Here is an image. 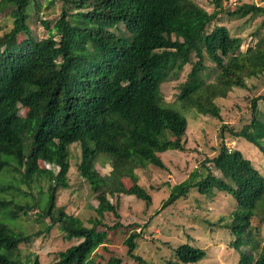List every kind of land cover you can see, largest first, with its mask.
Listing matches in <instances>:
<instances>
[{
    "label": "trees",
    "instance_id": "16d2710c",
    "mask_svg": "<svg viewBox=\"0 0 264 264\" xmlns=\"http://www.w3.org/2000/svg\"><path fill=\"white\" fill-rule=\"evenodd\" d=\"M224 1L228 0H211L209 13L194 0H47L48 5L60 2L63 9L51 27L39 20L48 35L38 39L29 22L33 15L38 17L40 3L0 0V13L8 10L12 18L11 29L0 36V173L13 164L8 170L12 181L0 186V193L12 197L0 199V215L15 222L34 211L36 222L49 221L45 233L57 226L65 241L76 240L57 253L54 264H97L94 252L122 241L129 229L118 221L104 222L105 215L120 218L111 199L126 195L147 207L152 204L151 195L138 184L136 170L149 166L164 170L161 154L185 150L184 113L219 119L217 99L233 89H249V79L264 80V34L252 33L256 42L241 51L243 39L216 25L224 14L248 17L247 22L263 17V27L264 6L242 3L230 11ZM205 57L214 65L212 82L206 81L212 73ZM185 66L190 70L175 101L166 103L161 85L177 80ZM258 101L264 103V94L251 101V122L229 132L264 156V122L254 116ZM21 108L26 109L24 116L19 114ZM40 161L58 171L39 167ZM98 165H108L109 173L102 175ZM72 166L97 201L96 207L91 206L97 216L87 224L68 213L66 206L56 205L58 192L68 188ZM124 178L131 182L128 188ZM41 179L47 189L34 196L32 186ZM192 189L205 196L212 191L226 193L235 200L227 218L206 224L233 236L230 245L238 257L234 264H264V241L260 245L254 239L258 227H251L253 218L264 221V176L251 161L239 150L219 144L214 157L171 187L159 210L186 199ZM41 232L29 234L0 221V264H41L37 255L22 256L20 248ZM138 239L140 234L130 231L123 239L129 260L111 256L107 264H146L141 254H134ZM167 239L164 235L162 240ZM188 242L176 238L174 243H163L167 256L160 263L202 261L206 250Z\"/></svg>",
    "mask_w": 264,
    "mask_h": 264
},
{
    "label": "rangeland",
    "instance_id": "374dc122",
    "mask_svg": "<svg viewBox=\"0 0 264 264\" xmlns=\"http://www.w3.org/2000/svg\"><path fill=\"white\" fill-rule=\"evenodd\" d=\"M37 2L40 3L38 17L33 15L36 12L35 3H33L31 5L33 16L29 26L31 32L38 39H43L47 37L48 32L39 20L48 21L51 27L59 17L63 7L60 2L51 5H48L47 0H37ZM194 2L209 13L213 11L211 0H194ZM242 3L264 6V2L261 0H228L227 2L224 1L223 6L233 11L235 5ZM247 18L238 19L223 14L216 24L225 26L231 36H238L243 39L241 51L256 42L251 37L252 33L258 30L260 34H264V26L260 27L263 17L253 18L248 22ZM214 26L212 25L210 30ZM11 27L12 18L9 11L1 12L0 36L8 32ZM117 28L123 30L122 25ZM204 61L212 73L206 81L212 82L214 81V72L212 71L214 65L206 57ZM189 70L190 66H185L177 80L161 85L160 90L166 103L175 101L179 85L185 80ZM246 83L249 89H233L228 92L225 98L216 100V104L220 109L219 119L203 117L195 111H190V115L184 113L188 123L184 138L185 150L168 151L161 154L160 158L166 169L161 170L149 166L146 169L136 170L138 184L151 195L152 204L150 206L147 207L142 201L133 196L119 195L116 196L117 198L111 199L112 204L117 205L120 218L116 220L111 215H105V218L102 219L107 225H112L117 221L125 226L128 225V233H125L123 239L130 231H136L140 234V239L136 240L137 247L134 254H141L146 264H161L160 259L167 256V250L162 248L163 243H174L176 238L179 239V243H186L188 240V243L192 246L206 250V257L196 264H234L237 260V253L234 247L230 245L234 240L233 236L227 230L213 228L206 224V222L214 224L221 218H227L235 205V200L231 196L216 191H212V193L205 196L192 189L186 199L178 200L164 210L159 209L167 200L171 187L184 181L193 170H199L205 159L214 157L221 143H225L229 150L242 152L243 156L249 159L252 165L264 176L263 154L247 140L232 137L229 132V130L238 132L251 122L253 118L251 101L253 98L264 94V80L260 82V80L249 79ZM253 86L256 89H253ZM176 107H178V104ZM25 113L26 109L21 108L19 114L24 116ZM254 116L264 122V103L261 101L257 102V113ZM222 125L226 127L224 131L221 128ZM253 133L258 135L257 131H253ZM72 149L78 155L79 147L74 145ZM74 158V156L71 157L73 165ZM38 164L39 167L53 170L55 173L58 171V168L42 161ZM96 167L102 175L108 174L110 171L108 165H98ZM208 167L215 175H220L211 164H208ZM12 168L13 164L0 173V186L7 185L12 181L8 175V170L10 171ZM122 182L126 188L131 185L130 180L127 178H124ZM35 185L32 186L31 192L34 196L39 197L40 192L46 191L47 182L41 179L38 185ZM11 197V193H0V199ZM56 205L66 206L67 212L80 219L84 224H87L89 218L97 216L91 208V206L96 207L97 201L90 196L89 187L85 180L79 176L74 166L71 167L68 174V188L58 192ZM156 210H159L157 215L155 214ZM35 217V212L32 211L27 217L21 215L17 221L11 222L4 214H1L0 221L11 226L20 227L29 234L42 231L28 246L20 245L21 254L22 256L28 255L29 259L37 255L41 264H54L57 253L76 244L77 241H65L57 226H54L49 233H45L44 229L49 221L46 219L42 222H36ZM133 224L134 226L130 228L129 225ZM173 226L176 228V233ZM251 227H258V232L254 233L253 237L262 245L264 241V221L253 218ZM185 234H189L190 238L187 237L186 239ZM164 235L168 238L167 240H162ZM123 239L107 244L108 250L99 247L92 256L97 264H107L111 256L121 257L122 259L127 257ZM246 247L248 248V246ZM240 249L245 250V247ZM124 264H131V262L124 261Z\"/></svg>",
    "mask_w": 264,
    "mask_h": 264
}]
</instances>
